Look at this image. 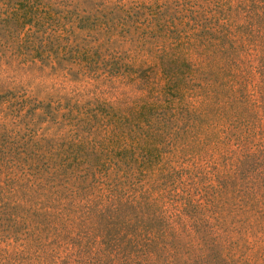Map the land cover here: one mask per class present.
I'll use <instances>...</instances> for the list:
<instances>
[{
	"label": "rangeland",
	"instance_id": "obj_1",
	"mask_svg": "<svg viewBox=\"0 0 264 264\" xmlns=\"http://www.w3.org/2000/svg\"><path fill=\"white\" fill-rule=\"evenodd\" d=\"M261 96L264 0H0V264H264Z\"/></svg>",
	"mask_w": 264,
	"mask_h": 264
},
{
	"label": "trees",
	"instance_id": "obj_2",
	"mask_svg": "<svg viewBox=\"0 0 264 264\" xmlns=\"http://www.w3.org/2000/svg\"><path fill=\"white\" fill-rule=\"evenodd\" d=\"M227 41H228V40H227ZM261 65H262V61L260 60V61L258 62L257 67L260 69V66H261ZM260 71L262 72L263 69H261ZM259 105H260V108H261L262 113L264 114V96H261V97H260Z\"/></svg>",
	"mask_w": 264,
	"mask_h": 264
}]
</instances>
